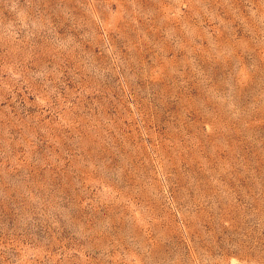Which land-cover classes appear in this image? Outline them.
I'll list each match as a JSON object with an SVG mask.
<instances>
[{
  "label": "rangeland",
  "instance_id": "374dc122",
  "mask_svg": "<svg viewBox=\"0 0 264 264\" xmlns=\"http://www.w3.org/2000/svg\"><path fill=\"white\" fill-rule=\"evenodd\" d=\"M0 264H264V0H0Z\"/></svg>",
  "mask_w": 264,
  "mask_h": 264
}]
</instances>
